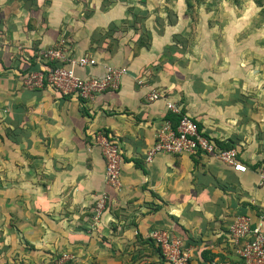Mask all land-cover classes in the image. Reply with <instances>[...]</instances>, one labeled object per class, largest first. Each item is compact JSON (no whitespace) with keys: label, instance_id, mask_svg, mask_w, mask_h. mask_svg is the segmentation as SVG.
<instances>
[{"label":"crops","instance_id":"1","mask_svg":"<svg viewBox=\"0 0 264 264\" xmlns=\"http://www.w3.org/2000/svg\"><path fill=\"white\" fill-rule=\"evenodd\" d=\"M185 10L184 0H0V264H47L63 252L71 264H169L152 229L180 236L189 264H225L237 259L235 215L264 234V26L230 8L219 43L214 26L191 23ZM51 46L96 60L76 67L80 76L127 73L84 100L27 86ZM151 88L237 149L247 170L202 152L147 161L170 112L163 98L148 100ZM102 136L121 147L119 188L104 180Z\"/></svg>","mask_w":264,"mask_h":264},{"label":"built area","instance_id":"2","mask_svg":"<svg viewBox=\"0 0 264 264\" xmlns=\"http://www.w3.org/2000/svg\"><path fill=\"white\" fill-rule=\"evenodd\" d=\"M41 69L32 71L26 78L25 84L29 87H41L44 83L50 84L60 93L77 96L78 98L91 99L96 93L109 88H116L118 79L127 73L124 66H105L102 75L83 77L75 72L76 67L93 66L96 60L93 57L82 55L77 58L68 57L64 51L51 46L44 48L39 53ZM57 61L60 66L50 67L48 63ZM137 84L145 85L142 78L137 79ZM148 100L163 98L166 108L178 115L176 126H172L169 119H165L155 133L152 147L147 151L146 160L150 161L156 152H169L173 154H195L202 152L213 158L230 165L234 170L244 172L247 167L239 161L238 151L235 148H219L209 137L203 135L195 121L182 112L180 105L166 97L163 91L149 89ZM98 143L105 160L104 180L114 188H119V174L121 147L115 140L106 136L98 138ZM259 183H264V169L260 171ZM108 196L101 193L95 202L92 219L97 222L106 208ZM229 241L232 243L237 255L233 262L225 264H264V234L260 226L251 224L248 214H237L228 226ZM150 237L159 246L163 258L169 264H189L190 251L184 247L180 236L171 234L164 229H152ZM72 254L63 252L53 264H71Z\"/></svg>","mask_w":264,"mask_h":264},{"label":"rangeland","instance_id":"3","mask_svg":"<svg viewBox=\"0 0 264 264\" xmlns=\"http://www.w3.org/2000/svg\"><path fill=\"white\" fill-rule=\"evenodd\" d=\"M230 8L236 16L243 12L254 13L248 22L252 26H264V0H192V6L186 14H188L190 22L195 25L205 22L206 25L214 26L216 29L214 40L220 43L223 42L222 40H226L225 34L227 33H224L223 30L225 31L227 28V16L231 13ZM204 16H206L205 21L203 20ZM59 257H56L51 263L48 261L47 264L55 263Z\"/></svg>","mask_w":264,"mask_h":264},{"label":"trees","instance_id":"4","mask_svg":"<svg viewBox=\"0 0 264 264\" xmlns=\"http://www.w3.org/2000/svg\"><path fill=\"white\" fill-rule=\"evenodd\" d=\"M184 3H185V13L190 9V6H192V0H184ZM139 9V8H138ZM138 9H135V11L136 12H138L139 10ZM142 12H143V10H142ZM141 12V13H142ZM61 65V63L60 62H57V61H53V62H50V63H48V66H50V67H56V66H60ZM37 70H39V68H37L36 70H34V71H37ZM46 81L44 80V83H45ZM168 117H169V120L171 121V123H172V126L174 127V126H176V124H177V121H178V115H174V114H171L170 112H168ZM215 144L219 147V148H223V149H229V148H231L230 146H227V145H221V144H218V143H216L215 142ZM157 246V245H156ZM157 248H158V251H159V253L161 254V251H160V248H159V246H157ZM161 256H162V254H161ZM163 257V256H162Z\"/></svg>","mask_w":264,"mask_h":264}]
</instances>
